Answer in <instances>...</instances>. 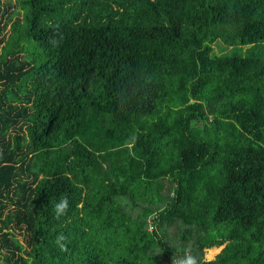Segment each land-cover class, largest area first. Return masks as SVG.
Masks as SVG:
<instances>
[{
    "label": "trees",
    "instance_id": "obj_1",
    "mask_svg": "<svg viewBox=\"0 0 264 264\" xmlns=\"http://www.w3.org/2000/svg\"><path fill=\"white\" fill-rule=\"evenodd\" d=\"M187 257L264 264V0H0V264Z\"/></svg>",
    "mask_w": 264,
    "mask_h": 264
},
{
    "label": "clouds",
    "instance_id": "obj_2",
    "mask_svg": "<svg viewBox=\"0 0 264 264\" xmlns=\"http://www.w3.org/2000/svg\"><path fill=\"white\" fill-rule=\"evenodd\" d=\"M68 208V201L67 198H63L59 203H57L55 205V209L54 211L56 212V216L57 218H59V216L66 214ZM65 238L63 237V235H60L57 237V244L60 245L61 248L64 247L63 244H61V241L64 240ZM184 264H196V261L193 257H187L184 261Z\"/></svg>",
    "mask_w": 264,
    "mask_h": 264
},
{
    "label": "rangeland",
    "instance_id": "obj_3",
    "mask_svg": "<svg viewBox=\"0 0 264 264\" xmlns=\"http://www.w3.org/2000/svg\"><path fill=\"white\" fill-rule=\"evenodd\" d=\"M9 28H7V30H8ZM212 48H213V53L215 54V55H224V54H229V55H231L232 54V51L234 50V49H232L231 47H228L227 45H225V44H223V43H221V42H219V41H216L214 44H213V46H212ZM244 49H246V48H244ZM244 49H243V51H244ZM234 53L235 52H238V53H241L242 52V49H235V51H233Z\"/></svg>",
    "mask_w": 264,
    "mask_h": 264
},
{
    "label": "built area",
    "instance_id": "obj_4",
    "mask_svg": "<svg viewBox=\"0 0 264 264\" xmlns=\"http://www.w3.org/2000/svg\"><path fill=\"white\" fill-rule=\"evenodd\" d=\"M149 229L152 230V227H150Z\"/></svg>",
    "mask_w": 264,
    "mask_h": 264
}]
</instances>
